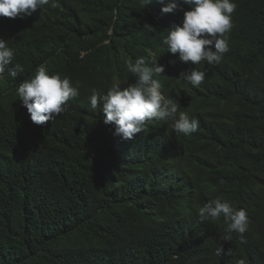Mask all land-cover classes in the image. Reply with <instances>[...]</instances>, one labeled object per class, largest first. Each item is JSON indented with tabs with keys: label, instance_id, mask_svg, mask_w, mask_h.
I'll return each mask as SVG.
<instances>
[{
	"label": "trees",
	"instance_id": "16d2710c",
	"mask_svg": "<svg viewBox=\"0 0 264 264\" xmlns=\"http://www.w3.org/2000/svg\"><path fill=\"white\" fill-rule=\"evenodd\" d=\"M77 2L36 40L9 28L18 75L40 64L65 67L71 55L68 77L80 87L64 113L35 125L16 78L0 83V102L12 105L0 123L8 127L5 140L0 135V264H264V0H235L240 14L227 60L183 94L200 130L180 150L198 155L185 161L189 173L176 170L168 180L166 198L155 186L168 162L119 150L114 125L88 104L92 88L104 90L115 72L125 76L137 46L154 42L152 32L137 30L142 6ZM187 196L243 207L249 231L232 236L229 248L220 239L223 216L202 221L196 209L186 216L179 205Z\"/></svg>",
	"mask_w": 264,
	"mask_h": 264
},
{
	"label": "clouds",
	"instance_id": "9594fccd",
	"mask_svg": "<svg viewBox=\"0 0 264 264\" xmlns=\"http://www.w3.org/2000/svg\"><path fill=\"white\" fill-rule=\"evenodd\" d=\"M137 1L142 6L144 23L137 30L141 34L152 32L155 40L137 46L139 52L125 62V76L115 72L104 90L92 88L88 104L93 111L99 106L104 113L103 122L114 125L113 134L122 143L119 150L125 147L132 157L140 155L168 162L165 175L156 180L155 186L157 193L166 198L172 193H167L171 186L168 180L176 170L179 176L189 173L191 166L185 161L198 155L180 150L195 144L191 137L200 130L183 94L192 86L199 87L208 73L215 72L227 60L240 12L236 11L235 0ZM68 4L73 10L80 7L77 0H0V83L5 82L6 75L16 78V95L35 125L54 121L66 111L69 100L79 96V82L74 85L68 77L74 73L75 58L68 55L65 67L40 64L18 75L22 66H10L15 38L9 28L18 26L19 38L36 40L46 24L62 19ZM5 92L0 89V97ZM10 107L0 102V123L7 119ZM7 131V126L0 127L4 140ZM158 135L159 139L149 145ZM179 209L202 221L223 216L227 225L220 237L223 242L231 241L232 236H245L249 231V218L243 207L220 198L200 203L187 196ZM194 209L196 215L191 213ZM229 246L232 247L230 242ZM222 251V247L217 249V255ZM237 264H246V260L240 258Z\"/></svg>",
	"mask_w": 264,
	"mask_h": 264
}]
</instances>
